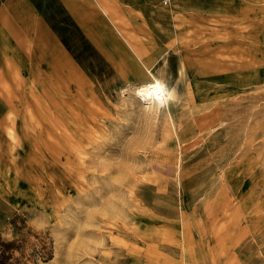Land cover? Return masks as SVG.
<instances>
[{"label":"rangeland","instance_id":"1","mask_svg":"<svg viewBox=\"0 0 264 264\" xmlns=\"http://www.w3.org/2000/svg\"><path fill=\"white\" fill-rule=\"evenodd\" d=\"M159 1L125 45L150 56L142 85L156 77L165 105L99 59L66 60L0 115V237H48L39 264H264V0L210 20L195 76Z\"/></svg>","mask_w":264,"mask_h":264},{"label":"crops","instance_id":"2","mask_svg":"<svg viewBox=\"0 0 264 264\" xmlns=\"http://www.w3.org/2000/svg\"><path fill=\"white\" fill-rule=\"evenodd\" d=\"M158 3L159 0H0V115L6 116L18 106V90H45L46 77L63 76L66 60L73 67L74 61L75 74H80L82 67L92 72L99 59L141 86L146 71H152L147 60L150 56L140 54V50L137 54L125 44L144 40L150 24L146 22L150 21L146 10H153ZM236 4L241 16L245 0H168L170 43L179 44L180 63L186 74L203 73L208 24L224 18L225 7L228 17L236 20ZM125 48L127 54L123 52ZM190 79L194 82L196 77Z\"/></svg>","mask_w":264,"mask_h":264},{"label":"trees","instance_id":"3","mask_svg":"<svg viewBox=\"0 0 264 264\" xmlns=\"http://www.w3.org/2000/svg\"><path fill=\"white\" fill-rule=\"evenodd\" d=\"M34 236L36 241H32ZM53 257V243L48 237L28 231L19 238L5 241L0 237V264H39Z\"/></svg>","mask_w":264,"mask_h":264},{"label":"bare ground","instance_id":"4","mask_svg":"<svg viewBox=\"0 0 264 264\" xmlns=\"http://www.w3.org/2000/svg\"><path fill=\"white\" fill-rule=\"evenodd\" d=\"M139 93L147 101H149L152 104L156 105L158 108H160L161 106L165 105V103L168 100V93L166 92L165 86L156 77H154L152 74H151V76H149V80L147 82H145V84L142 85V87L139 89Z\"/></svg>","mask_w":264,"mask_h":264}]
</instances>
